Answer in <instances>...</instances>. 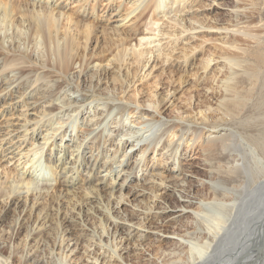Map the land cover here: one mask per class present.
<instances>
[{"label":"rangeland","instance_id":"obj_1","mask_svg":"<svg viewBox=\"0 0 264 264\" xmlns=\"http://www.w3.org/2000/svg\"><path fill=\"white\" fill-rule=\"evenodd\" d=\"M14 1L18 0L8 1L7 3ZM20 1L37 3L41 1V3H49V6L55 7L56 10H61L63 12L62 16L68 17L71 21L66 25V20H63L60 31H65L66 28L68 34L73 37L77 49L84 51V55L90 62L100 63V66L106 70L97 79H94L90 74L83 76L81 92L65 91L67 97L72 99L73 102L78 103V101H81L84 104H82V110L77 114L78 122L75 124V129L72 128L73 125L71 127L70 119L72 117L68 118L65 115L56 114V117L52 118L55 123L63 124L60 130L65 127L68 130H72L74 139L88 130L89 127L85 123L86 117L89 116L88 114L95 113V116H98L96 112H101V108L96 107L94 103H91V107L88 105L86 98L89 99L94 91H96L94 95L99 94L103 95V97H108L112 93L113 97L118 99V101L127 102L130 100L132 102V104L130 101L127 102L128 105L122 113L121 120L118 117L111 120L116 121L118 119L119 123L123 122V130H121L122 134L119 138L127 136L133 139L134 136L132 135L134 133L129 130H139L140 132L135 133L139 135V133L146 131L148 123L155 119L176 123L183 121L199 122L200 120L196 121L195 118L201 116L200 108L203 110L201 105L204 104L202 102H209L212 105L213 114L208 117L209 120H218L220 114L214 109L218 105L219 100L214 92L220 90L216 88L217 83L222 80L223 73L227 72L223 64V58L231 55V51L234 53L230 45L231 42H234V45L241 46V48L254 44L252 39L237 33L235 30L238 26L241 28L247 27L249 30L254 27V24L258 22L253 23V21H257L260 16L257 17V12L254 8L250 10L251 4H255L258 7L262 4L261 1L264 2L263 0H181L180 2L175 0L171 7H169V3L167 7L141 14L142 8H137L135 4L131 3L132 0H111L110 3H107V0ZM242 6L246 9L242 8ZM244 11L246 12L245 14H243ZM239 12L240 15H237ZM15 17L20 18V14H15ZM78 19H83L85 22L89 21L92 24L91 32L88 34L87 39L82 26L79 24L71 26ZM263 20L262 22H264ZM119 49L122 52L126 49L124 52L126 56L124 60L117 61L114 59V54ZM36 54L38 55V51H36ZM134 56L137 58L135 61L132 60ZM33 65L38 67L37 63L25 62L15 64L13 69L16 66L28 68ZM77 66V64H74L75 68ZM113 67H116V69ZM123 70H127V74L126 83H123L122 89H120L121 87L118 84H109L108 77L115 75L120 77L119 74ZM113 89L117 91L114 90L113 92ZM7 90H11V95H6L5 97L2 96L3 94L0 95V136L8 132V128H11L6 121H14L18 111L25 109V107H19L22 103L19 101L18 95L22 89L12 85ZM29 90L33 91V87L29 88L27 92ZM153 99L155 102L149 103ZM157 99L162 100V102L158 103ZM3 101H5L4 104ZM158 108H161L160 113L157 112ZM94 110L95 112H93ZM9 112L14 114L10 115ZM250 112L245 111V114L250 115ZM245 114L243 112V116L249 121V117ZM111 123L107 129L113 130L112 125H115V123ZM174 126L172 132H168L162 138V142L178 143L182 154L179 159L180 166L184 168V177L178 178L180 180L175 181V183L172 181L177 186V189L172 193L168 194L164 189H159L153 199L147 193L158 188H155L154 185L156 186L159 183L160 171H162L164 176H167V174L170 176L171 174L163 168L168 166L169 163L164 162V157L159 152L152 151L151 148L140 155L130 149L124 151L122 148L119 151V155L122 158L124 155V161H127V164L123 165L126 168H123V172H121V180L127 173L125 169H131L130 166L133 165V171L137 172V179H135L133 173V177L126 178L124 185L131 187L135 183L137 185L143 184L146 192L133 200V202L138 204L139 208L133 209L130 205H125L123 210L121 208H119V211L116 209L118 228L115 233L118 234L116 235L117 240L119 239L117 241L118 250L124 262L129 264H193L194 262L191 263V257H197L201 247H203L202 245L209 242L205 227L214 218L222 219L221 239L220 241L218 240L219 243L215 241L214 247H203L207 253L203 255L200 261L194 264H217L221 260L230 261L239 255L243 245L252 237L255 226V210L259 203L264 201L262 178L258 179L255 175H253L255 179L250 177L251 173L256 172V169L249 155L247 156V152L240 150L241 148L234 150L232 155L227 154L221 161L209 165L206 159V150H204L206 139L210 137L208 128L200 125L197 132L187 131L184 137L180 139L178 134H176L179 131V127L178 125ZM44 128L42 127V129ZM42 129L40 128L38 131L41 132ZM44 132L42 131V133ZM16 133L13 132L12 136L0 137L3 138L1 141L3 147H0V165L12 170L20 169L22 166L21 164L17 166L18 161H16V158L20 155H16L17 152L15 150L10 154L8 151L12 149L5 151L4 147L6 149L11 145L8 142L9 140H16L14 139ZM42 133L34 137L32 140L34 145H37L38 142L39 145L41 143L44 147L41 140ZM144 134H147V132H144ZM108 135L109 133L105 134V138L106 136L109 137ZM58 138V136L55 137L54 141L59 142ZM74 139L70 140L67 137L65 140H69L71 143ZM90 145H94L91 140L88 145L85 144L83 146L85 147L83 156L92 150ZM24 149L19 154L24 152ZM237 152L238 155L236 154L235 157ZM242 152L245 153L243 154ZM13 156L14 158H12ZM85 157L87 160L88 156L85 155ZM104 157L107 158V155ZM244 157L247 158L244 159ZM232 158H235L236 162L241 161L243 158V161L245 160L244 163H248L246 169L250 166L248 170L251 171L247 175L245 174L244 178L242 177L240 180L235 181V184L232 183L234 187L236 185V188H238L237 192L233 194L227 193L229 195H215L210 186H208V180L219 178V174H223L224 170H226L225 168H227L225 161L229 159V162H232ZM139 160H141L140 166L135 167ZM22 161H24V158H21L19 162ZM80 170H82L81 167ZM47 173L52 178L49 168ZM0 176H2L1 167ZM84 176L85 171L83 170L80 172V177L75 180L76 184L69 190V197L66 199L71 201L62 203L61 210H57L60 207L59 201L50 197L43 199L48 207H53L49 210L51 225L44 230L45 232L42 231L40 233L42 235V244H40L36 252L27 255L28 261L26 264H58L57 256L62 254V250L61 248V251L59 250L57 242L55 246H53V243L54 240H57V235L60 236L63 225L68 223L66 218H63V211L71 215L75 214L73 216L76 217V212L78 211L73 210L71 204L73 200L79 199V190L78 188L74 189V187L81 184V177L84 178ZM143 178H148L149 182L143 183ZM59 182L61 181L56 180L55 182L53 179L50 181L51 184L57 186ZM162 186L164 187V184ZM216 200L218 202L222 201V203L219 205L214 204L213 202ZM2 202L0 200V204ZM4 214V208L0 205V217ZM15 214L11 211L0 224V237L5 238L9 235L8 226L16 216ZM31 219L32 216L27 218L26 221H21L24 229L31 225ZM78 223L81 228L84 226V228H90L95 225L96 218H87L83 223L81 221ZM129 223L136 226L135 233L132 232L131 235L126 233V226H131ZM112 224L109 227V232L111 233L115 230ZM74 225L70 230L78 233L77 224ZM23 233L24 230L18 234L15 241L21 240ZM105 236H103L104 239H106ZM80 240L83 241L82 238ZM251 245H254L253 242L249 246ZM259 247V250L264 253V241H261ZM96 249H98V246L96 244L92 245L89 248L90 257L84 260L78 259V253L84 250V246H81V244L78 248V253L75 255L68 254L65 251L63 255H67L66 260L70 258L68 264H96L92 256L96 254V256H99L98 261L101 262L100 258L103 255L102 250L104 248ZM22 251L23 244H20L15 254V264H19ZM261 256L255 258L253 264H262L264 255ZM98 261L97 264H103ZM110 263L118 264L121 261L119 259H111ZM104 264L106 263L104 262Z\"/></svg>","mask_w":264,"mask_h":264},{"label":"bare ground","instance_id":"obj_2","mask_svg":"<svg viewBox=\"0 0 264 264\" xmlns=\"http://www.w3.org/2000/svg\"><path fill=\"white\" fill-rule=\"evenodd\" d=\"M8 1L11 2L12 0H0V95L3 94L4 97L11 95V90L7 89L15 85L22 89L18 95L19 101L22 103L19 107H25V109L18 111L14 121H6L11 128H8V132L0 136L8 137L6 135L12 136L13 132H17L14 136L16 140H9L8 142L11 145L6 149L4 147V150L12 149L8 151L10 154L15 150L16 155H20L16 158V161H18L17 166L22 165L20 169L16 168L14 170L0 165L2 175L0 176V200L3 201L0 205L5 212L0 217V224L11 211L16 213L13 221L8 226L9 235L5 238L0 237V264H13L16 261L15 254L20 244H23V251L19 264H26L28 261L27 255L36 252L42 244L40 233L51 225L49 210L53 207H48L43 199L50 197L59 201L60 207L57 210H61L62 203L71 201L66 199L69 197V190L76 184L75 180L80 177V172L83 170L85 176L84 178L81 177V184L74 187V189L78 188L79 190V199L73 200L71 204L73 210L78 211L76 217L73 216L75 214L71 215L63 211V218H66L68 223L63 225L60 236L57 235L58 238L56 237L57 240H54L53 243V246H55L57 242L59 250L60 248L62 250H60L62 254L57 256L58 264H68L70 258L66 260L67 255L63 254L67 252L75 255L78 253L80 244L84 246V250L78 253V259H88L91 255L89 248L96 244L98 246L96 250L101 247L104 248L102 250L103 255L100 258L101 262L98 261L99 256L92 254L96 264L97 261L109 264L111 259H119L121 263L118 264H129L124 262L118 250L117 241L119 239L117 240L116 235L118 234L115 233L118 224L116 223L117 216L115 212H117L116 209L119 211V208L123 210L125 205H130L133 209L139 208L133 200L142 196L146 192V188L143 184L137 185L136 183L131 187L124 185L126 178L133 177V173L135 179H137V172L133 171L132 165L130 166L131 169H125L127 173L121 180V172H123V168H126L123 165H126L127 161H124V155L123 158L119 155V151L122 148L124 151L130 149L140 155L151 148L152 151L159 152L164 157V162L169 163L168 166L163 168L171 174L170 176L168 174L164 176L160 171L159 183L156 186L154 185L155 188H158L147 193L152 199L156 197V191L159 189H164L168 194L172 193L177 189L176 184H174L175 181L184 177V168L180 166L179 159L182 154L178 143L162 142V138L168 132H172L174 125L179 127L176 134L180 139L184 137L187 131L197 132L200 125L208 128L210 137L206 139L204 150H206V159L209 165L221 161L227 154L232 155L237 148L246 151L256 169V172H250V177L254 178L253 175H255L258 179L262 178L261 181L264 185V22H262L264 2L261 1L262 4L260 3L261 5L258 7L255 4H251L250 7V10L253 8L256 10L257 17L260 16L257 21H253V23H260L259 25L258 23L254 24V27L250 30L247 27L241 28L238 26L235 30L237 33L252 39L254 44L241 48V46L234 45V42H231L230 45L234 53L231 51V55L223 58V64L227 72L223 73L222 80L217 83L216 88L220 90H214L219 100L214 109L220 114L218 120H209L208 117L213 114L212 105L209 102H202L204 104H200L203 109L200 108L201 116L195 118L196 121L200 120L199 122L183 121L176 123L155 119L148 123V129L144 131L147 134L142 132L137 135L135 133L140 132L139 130H129L134 133L132 135L134 136L133 139L127 136L119 138L122 134L123 122L119 123L118 119L116 121L111 120L112 118L116 119V117L121 120L122 113L130 100L127 102L121 100V102L114 98L112 93L110 96L107 94L108 97H103L99 94L94 95L96 92L94 91L89 99H86L89 107H91V103H94L96 107L101 108V112H96L98 116H95V113L88 114L89 116L86 117L85 122L89 127L88 130L80 135L77 132L79 138L74 139L72 130H68L66 127L60 130L63 124L55 123L52 118L56 117V114L65 115L68 118L72 117L70 123L71 127L73 125L72 128L75 129V124L78 122L77 114L82 110L83 103L81 101H78V103L73 102L72 99L67 97L65 91L81 92L83 76L90 74L94 79H97L106 70L100 66V63L90 62L84 55L85 52L77 49L73 37L68 34L66 28L65 31H60L63 20H66V25L71 21L68 17L62 16L63 12L61 10H56L55 7L49 6V3H41V1L37 3L18 0L9 4ZM174 1L132 0L131 3L135 4L137 8H142L141 14H146L167 7L169 3V7H171ZM176 1L180 2L181 0ZM110 2L111 0H107V3ZM242 8L246 9L244 6ZM245 13L244 11L243 14ZM15 14H20V18L15 17ZM237 15H240V12ZM75 24L82 26L87 39L92 24L89 21H83V19H78L71 26ZM15 36L17 37L15 38ZM36 51H38V55ZM125 51L126 49L123 52L121 49L116 51L114 59L117 61L124 60ZM136 59V56L132 58L133 61ZM25 62L37 63L38 67L35 65L28 68L16 66L13 69L15 64ZM74 64L78 65L77 68L74 67ZM113 68L116 69V67ZM6 71L7 73H5ZM126 74L127 70H123L119 74L120 77L118 75L108 77L109 84H118L122 89L123 83L126 81ZM32 87L33 91L29 90L27 92ZM115 89H113V92ZM84 92L86 93V91ZM153 102H155L154 99L149 101V103ZM157 102L161 103L162 100L157 99ZM4 103L5 101H3ZM160 110L161 108H158L157 112L160 113ZM245 111H251V114L246 115ZM243 112L249 117V121L243 116ZM12 114L14 113H10V115ZM111 122L115 123V125H112L113 130L107 129L112 124ZM42 127L45 128L42 129ZM40 128L42 129L41 132L38 131ZM42 131L45 132L42 133ZM41 133L44 147L41 143L39 145L37 142V145H34L32 142L34 137ZM108 133L109 137L106 136L105 138V134ZM57 136L59 142L54 141ZM67 137L70 140L74 139V141L70 143L69 140H65ZM2 140L3 138H0L1 148L3 147ZM90 140L95 147L90 145V149L94 151L91 150L85 154L88 156L86 160L85 155L83 156V149H85L83 146L88 145ZM29 141L30 143H28ZM25 146L27 147L25 148ZM23 149L24 152L19 154ZM236 154L238 155V152L235 153V157ZM105 155H107V158L104 157ZM21 158H24V161L19 162ZM246 158L244 157V159ZM229 161V159L225 161L227 168H225L223 174L219 172L221 173L219 178L208 180V186L215 195H229L237 192L238 188H236V185L233 186L234 182L242 177L244 178V175L251 171L248 170L250 166L246 169L248 163L245 164L243 158L238 162L235 158L231 160L232 162ZM84 163L86 164L84 165ZM140 163L141 160L135 164V167H139ZM85 166L87 167L84 168ZM47 167L52 173V178L47 173ZM80 167L82 170H80ZM52 179L55 182L56 180L61 182L58 183V186L53 185L50 183ZM143 181V183L149 182L148 178H143ZM232 183L234 184L232 185ZM124 187H126L125 190H123ZM213 203L219 205L222 201L218 202L216 200ZM255 212V226L253 225L252 237L243 245L239 255L230 261L221 260L217 264H253L255 258L264 255L259 250L261 241H264V201L259 203ZM30 216H32L30 220L32 223L24 229L21 221H26ZM87 218H96L95 225L90 228L79 227L78 222L83 223ZM74 224H77L78 233L70 230L75 226ZM111 224L115 228L113 233L109 232ZM129 224L131 226H126L127 235H131L132 232L135 233L136 228L134 224ZM221 228L222 219L213 218L206 225L205 230L209 242L202 245L204 248L214 247L215 241H220ZM23 230L22 239L15 241V238ZM105 234L107 235L105 236ZM81 238L83 241L80 240ZM115 240L116 242H114ZM252 242L254 245L249 246ZM203 247H201L197 257H191V263L200 261L203 255L207 253ZM262 264H264V261Z\"/></svg>","mask_w":264,"mask_h":264}]
</instances>
